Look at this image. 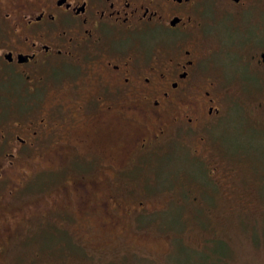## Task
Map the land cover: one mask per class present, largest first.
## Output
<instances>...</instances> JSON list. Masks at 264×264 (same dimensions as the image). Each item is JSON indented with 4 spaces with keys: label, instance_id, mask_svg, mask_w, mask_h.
<instances>
[{
    "label": "flooded vegetation",
    "instance_id": "1",
    "mask_svg": "<svg viewBox=\"0 0 264 264\" xmlns=\"http://www.w3.org/2000/svg\"><path fill=\"white\" fill-rule=\"evenodd\" d=\"M255 2L0 0V223L19 220L10 202L48 172H34L24 161L64 132L73 146L75 140L95 144L103 142L109 117H142L153 126L133 132L138 153L170 140L206 144L230 106L226 97L237 91L215 64L223 49L205 47L204 41L215 39L214 15L242 16ZM261 39V29L248 31L254 47L242 79L264 95ZM256 109L264 114V98ZM101 152L88 148L70 160L80 167L69 180L68 196L82 216L98 208L103 212V198H94L103 177L87 171ZM220 171L218 163L209 170L211 175ZM50 175L60 174L51 170ZM6 254L0 245V258ZM26 260L17 264H38L37 257Z\"/></svg>",
    "mask_w": 264,
    "mask_h": 264
},
{
    "label": "rangeland",
    "instance_id": "2",
    "mask_svg": "<svg viewBox=\"0 0 264 264\" xmlns=\"http://www.w3.org/2000/svg\"><path fill=\"white\" fill-rule=\"evenodd\" d=\"M255 4L242 16L214 15L220 38L204 41L223 49L215 64L237 91L226 97L230 106L206 144L170 140L138 153L133 132L153 126L142 117H109L103 142L95 144L75 140L73 146L68 132L62 133L24 161L34 172H48L10 202L21 216L0 223V245L7 250L0 264L32 257L38 264H201L223 252L220 264H264V114L256 109L264 95L242 79L254 47L248 31L264 35V0ZM88 148L103 151L87 170L103 177L94 195L103 198V212L82 216L68 196L80 167L70 160ZM217 163L221 171L211 175Z\"/></svg>",
    "mask_w": 264,
    "mask_h": 264
},
{
    "label": "trees",
    "instance_id": "3",
    "mask_svg": "<svg viewBox=\"0 0 264 264\" xmlns=\"http://www.w3.org/2000/svg\"><path fill=\"white\" fill-rule=\"evenodd\" d=\"M223 254L224 252L216 253L215 256L213 257L214 259L213 258L209 259V257L206 256L205 257L206 259L198 260V262H200L201 264H220L218 259H220V256H222Z\"/></svg>",
    "mask_w": 264,
    "mask_h": 264
}]
</instances>
